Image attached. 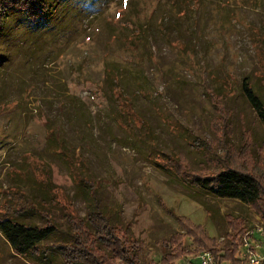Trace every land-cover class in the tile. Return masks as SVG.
<instances>
[{"label": "rangeland", "instance_id": "374dc122", "mask_svg": "<svg viewBox=\"0 0 264 264\" xmlns=\"http://www.w3.org/2000/svg\"><path fill=\"white\" fill-rule=\"evenodd\" d=\"M178 1L46 0L56 10L45 26L21 11L3 22L0 217L31 203L59 232L32 259L0 233V264H71L59 247L74 237L71 219L88 223V192L141 242L144 264L209 250L189 231L225 254L264 226L255 207L185 179L231 165L264 184V127L242 92L248 79L264 101V0H191L162 27L156 5ZM148 24L152 32L141 31ZM114 64L143 69L147 86L138 92L127 73L116 87L106 80ZM180 250L187 257L173 261Z\"/></svg>", "mask_w": 264, "mask_h": 264}, {"label": "trees", "instance_id": "16d2710c", "mask_svg": "<svg viewBox=\"0 0 264 264\" xmlns=\"http://www.w3.org/2000/svg\"><path fill=\"white\" fill-rule=\"evenodd\" d=\"M185 1H188L185 3ZM191 0H182L178 3H171L163 6L158 3L156 8L158 13H164V21L161 26H165L166 21H170L176 12L182 8H190ZM162 8V9H161ZM56 10L54 6L47 3L46 0H0V27L3 22L9 20L13 13L12 11H21L26 14L32 25L45 26L47 21H51L48 15L49 11ZM127 10V9H126ZM128 12V11H127ZM137 4L130 9L129 17L136 15ZM127 15V13L125 14ZM124 17V16H123ZM152 32L151 25L142 26V30ZM152 40V38H150ZM130 73L135 79L137 91L141 93L143 87L148 84L146 75L143 76V69L123 68L115 64L106 69V80L115 83L116 87H120V83L124 75ZM147 86V85H146ZM123 91V89H122ZM242 92L246 99L257 112V118L264 127V101L253 90L248 79H245L242 84ZM192 169L190 163H181V169ZM213 169L208 174H194L191 177L185 176L186 181L195 189L205 192L206 194L218 199L238 200L243 204L255 207L264 218V184L262 180L251 172H246L231 165L222 167H208ZM91 189V186H90ZM87 195V224L83 219H71L70 227L74 230V237L70 244L59 247V254L64 258L65 262L71 264H116L120 260L124 264H144L141 261L140 254L142 252L141 242L129 237L126 233V228L121 224H113L100 208L99 199L96 193L93 196ZM89 198H92L90 200ZM262 204L261 208L258 206ZM26 205L22 210L15 213H10V216L0 217V233L8 244L12 253L24 259H32L40 253V246L46 241L52 239L59 231L58 226L51 220L49 213L41 212L33 209V205ZM41 214V216H39ZM39 216L43 221V226L33 222L32 217ZM50 218V219H48ZM28 219V220H27ZM30 219V221H29ZM32 220V221H31ZM72 230V229H71ZM93 231V233L91 232ZM189 231L188 236L193 237L194 244L200 248L205 247L203 252H210L217 264H225L231 261L233 264H244L241 259H237L240 253L243 242L247 237V232H243L240 241L234 245L233 251H227L225 254H220V249L217 244L210 245L208 241H202L200 237H196ZM199 235V234H197ZM182 255L187 257L184 250H180L172 256V260H179ZM170 260V262L172 261ZM165 264H169L166 263ZM171 264H174L171 262Z\"/></svg>", "mask_w": 264, "mask_h": 264}, {"label": "built area", "instance_id": "2783aa9c", "mask_svg": "<svg viewBox=\"0 0 264 264\" xmlns=\"http://www.w3.org/2000/svg\"><path fill=\"white\" fill-rule=\"evenodd\" d=\"M241 261L244 264H264V226L248 232L243 242ZM181 264H217L210 252H203Z\"/></svg>", "mask_w": 264, "mask_h": 264}]
</instances>
